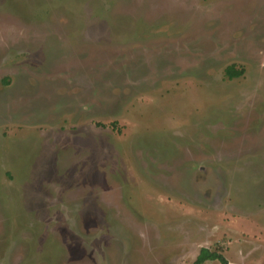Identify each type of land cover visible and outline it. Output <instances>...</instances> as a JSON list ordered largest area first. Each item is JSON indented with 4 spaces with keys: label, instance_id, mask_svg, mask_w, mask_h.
<instances>
[{
    "label": "rangeland",
    "instance_id": "1",
    "mask_svg": "<svg viewBox=\"0 0 264 264\" xmlns=\"http://www.w3.org/2000/svg\"><path fill=\"white\" fill-rule=\"evenodd\" d=\"M204 248L264 264V0H0V264Z\"/></svg>",
    "mask_w": 264,
    "mask_h": 264
},
{
    "label": "trees",
    "instance_id": "2",
    "mask_svg": "<svg viewBox=\"0 0 264 264\" xmlns=\"http://www.w3.org/2000/svg\"><path fill=\"white\" fill-rule=\"evenodd\" d=\"M226 75L230 79H235L242 75V72L236 71L233 67H230L226 71ZM210 261H217L220 264H231L220 252L219 249L216 251H211L210 249H202L197 256L193 264H205Z\"/></svg>",
    "mask_w": 264,
    "mask_h": 264
}]
</instances>
